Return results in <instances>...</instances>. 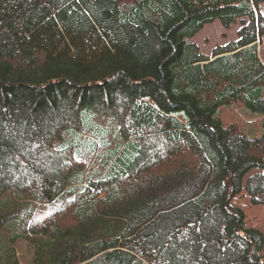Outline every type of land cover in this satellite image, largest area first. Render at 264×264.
Returning <instances> with one entry per match:
<instances>
[{"label":"trees","instance_id":"obj_1","mask_svg":"<svg viewBox=\"0 0 264 264\" xmlns=\"http://www.w3.org/2000/svg\"><path fill=\"white\" fill-rule=\"evenodd\" d=\"M262 3L0 0V264H264L232 204L264 205Z\"/></svg>","mask_w":264,"mask_h":264},{"label":"rangeland","instance_id":"obj_2","mask_svg":"<svg viewBox=\"0 0 264 264\" xmlns=\"http://www.w3.org/2000/svg\"><path fill=\"white\" fill-rule=\"evenodd\" d=\"M258 10L264 15V3L259 5ZM240 24V20L237 19L228 27H225L218 19H215L212 22L206 23L193 37L189 39V41L195 42L202 53L210 56L215 47L218 45H224L238 37L237 31ZM258 52L260 58L264 62V35H262L258 40ZM217 115L219 116L223 126L234 124L241 132L248 136H259L262 132L263 116L253 115L246 111L241 101H232L219 106ZM252 170L253 169L244 174L243 183L246 176L249 175ZM232 204L242 210L247 228H254L257 231H260L264 236V205L260 203H253L245 194L244 190L240 191V193L236 195ZM25 247L26 246L22 247L20 245L21 250L23 249L20 258L21 264H29Z\"/></svg>","mask_w":264,"mask_h":264}]
</instances>
